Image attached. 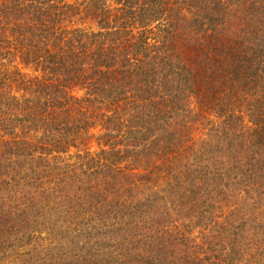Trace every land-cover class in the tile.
I'll list each match as a JSON object with an SVG mask.
<instances>
[{
	"label": "trees",
	"instance_id": "trees-1",
	"mask_svg": "<svg viewBox=\"0 0 264 264\" xmlns=\"http://www.w3.org/2000/svg\"><path fill=\"white\" fill-rule=\"evenodd\" d=\"M0 264H264V0H0Z\"/></svg>",
	"mask_w": 264,
	"mask_h": 264
}]
</instances>
